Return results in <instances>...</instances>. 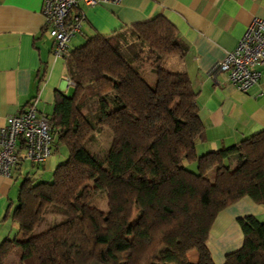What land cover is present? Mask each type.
Returning a JSON list of instances; mask_svg holds the SVG:
<instances>
[{
  "label": "trees",
  "instance_id": "trees-1",
  "mask_svg": "<svg viewBox=\"0 0 264 264\" xmlns=\"http://www.w3.org/2000/svg\"><path fill=\"white\" fill-rule=\"evenodd\" d=\"M187 51L159 15L70 52L74 92L56 90L48 115L68 158L52 182H22L18 232L0 245V264L15 254L17 264H215L208 241L220 213L246 197L264 207V131L198 152L206 141L198 94L187 73L165 67ZM91 101L92 117L84 111ZM102 128L112 136L104 158L87 147ZM50 210L62 220L34 234ZM238 224L243 244L224 264H264V221L247 215Z\"/></svg>",
  "mask_w": 264,
  "mask_h": 264
},
{
  "label": "crops",
  "instance_id": "crops-1",
  "mask_svg": "<svg viewBox=\"0 0 264 264\" xmlns=\"http://www.w3.org/2000/svg\"><path fill=\"white\" fill-rule=\"evenodd\" d=\"M43 4L44 0H0V130L9 116L20 113L33 99H39L40 113L51 116L56 90L69 96L74 92L66 61L53 55L54 40L46 27ZM76 11L86 19L82 32L71 40L72 50L92 37H113L159 15L176 28L188 51L183 59L168 57L165 67L187 73L198 94L206 132L199 153L238 144L264 131V65L263 80L247 93L229 83L225 74L213 75L254 20H264V0H122L96 7L78 0ZM146 72L145 78L154 84V74ZM64 149L55 142L53 155L44 164L21 163L11 177L0 175V245L18 232L13 215L22 182L53 174L68 158ZM250 214L261 220L264 207L248 197L220 213L208 241L215 264H224L227 254L242 246L238 218ZM192 254L196 263L198 256Z\"/></svg>",
  "mask_w": 264,
  "mask_h": 264
},
{
  "label": "built area",
  "instance_id": "built-area-1",
  "mask_svg": "<svg viewBox=\"0 0 264 264\" xmlns=\"http://www.w3.org/2000/svg\"><path fill=\"white\" fill-rule=\"evenodd\" d=\"M122 0H83L86 6L118 4ZM78 0H44L42 13L53 55L66 60L72 51L71 40L82 32L85 15L77 12ZM264 20L255 19L237 47L219 63L213 75L225 74L227 81L241 92L263 80ZM69 84L73 85L70 81ZM33 99L20 113L9 116L0 130V175L11 177L21 163L44 164L53 155L55 137L48 115L38 110Z\"/></svg>",
  "mask_w": 264,
  "mask_h": 264
},
{
  "label": "rangeland",
  "instance_id": "rangeland-1",
  "mask_svg": "<svg viewBox=\"0 0 264 264\" xmlns=\"http://www.w3.org/2000/svg\"><path fill=\"white\" fill-rule=\"evenodd\" d=\"M145 73H147V72H145ZM96 109H97V103L94 101H91L90 103H88L85 110H86V113L90 117H92L93 114L95 113ZM111 139H112V136H111V133L109 132V130L106 128H102V129H99V133H98V135H96L94 137V140L87 144V147L93 154H95L101 158H104L106 153L108 152V150L110 148ZM62 147H63V150H65L64 148H66V147H64V146H62ZM189 168L191 170L195 171L197 169V166L195 164H193V165H190ZM52 180H53V174H51L50 176H43V178L38 179L37 182H41V181L52 182ZM96 203L100 209L105 210V211L107 210V201L105 199L100 198L97 200ZM250 215H252V214H250ZM61 220H62V216L57 211L50 210L48 215L45 217L44 222L34 232V234H39L41 232L48 230L50 227L59 223V221H61ZM261 221H264V218H262ZM13 237H15V235ZM194 254H197V253H194ZM190 260L192 262H194L193 254L190 255ZM17 261H18V255L15 254L14 256H12L10 262H12L13 264H17Z\"/></svg>",
  "mask_w": 264,
  "mask_h": 264
}]
</instances>
